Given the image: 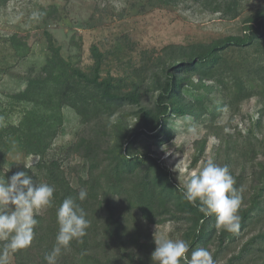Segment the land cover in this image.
Masks as SVG:
<instances>
[{
	"label": "rangeland",
	"instance_id": "obj_1",
	"mask_svg": "<svg viewBox=\"0 0 264 264\" xmlns=\"http://www.w3.org/2000/svg\"><path fill=\"white\" fill-rule=\"evenodd\" d=\"M259 8H264V0H245L239 15L230 17L192 2L154 7L151 0H0V130L20 127L31 137L26 145L17 136L4 139L0 168L17 172L33 169L46 152V159L58 162L74 186L79 178H87L88 165L72 148L80 136L87 132L90 137L97 136L100 131L83 125L72 108L60 107L57 96L65 76L58 70L52 77L44 72L51 57L46 31L54 36L63 57L88 74L93 65L91 48L98 46L105 54L103 78H121L123 87H129L131 80H146L166 47L241 35L244 20ZM36 11L43 15L34 20ZM225 63L228 89L218 86L207 97L213 115L198 120L173 117L169 135L143 136L136 148L139 152L151 150L180 187L188 173L202 168L209 159L227 165L235 187L241 190V208L245 210L256 201L257 214L237 232L217 229L213 215L208 229L217 235L210 245L200 244L194 250L207 248L215 264H264V195L257 197L260 164H264V126H255L264 111V41L228 50ZM238 77L254 92L252 98L240 103L233 99ZM30 85L35 87L34 93L26 98ZM187 100L193 101L191 95ZM124 112L131 114L133 108ZM128 123L135 125L133 116ZM102 124L108 122L99 126ZM190 127H195V134L188 132ZM163 145L171 155H165ZM3 159L6 166H2ZM187 228L185 220L143 224L153 243L157 229L175 240L183 239ZM10 264H16L13 254Z\"/></svg>",
	"mask_w": 264,
	"mask_h": 264
},
{
	"label": "trees",
	"instance_id": "obj_2",
	"mask_svg": "<svg viewBox=\"0 0 264 264\" xmlns=\"http://www.w3.org/2000/svg\"><path fill=\"white\" fill-rule=\"evenodd\" d=\"M182 2L237 17L245 0H151V5L177 6ZM244 24L241 35L226 36L210 43L166 47L149 69L146 80H131L129 87H123L121 78H103L105 54L98 46L91 48L93 65L88 74L67 61L54 36L45 32L51 57L44 72L52 77L58 70L65 76L57 96L60 107L72 108L83 125L100 132L91 137L85 133L72 148L88 165L87 178H79L76 186L58 162L46 159V152L33 169L24 170L34 182L54 187V206L36 215L34 240L30 247L13 254L16 264H46L44 257L51 252L58 231L56 209L65 198L77 197L82 189L87 191V198L77 202L90 222L87 234L82 242L72 241L70 250L59 257L58 264H153L151 254L156 245L150 241L143 224L170 220H185L188 224L183 240L190 243L189 251L200 244L212 243L217 232L208 229V225L213 224L214 216L200 212L199 202L194 206L185 201L182 187L155 154L151 150L139 152L136 146L143 136L169 135L173 117L191 116L198 120L213 115L207 97L218 86L228 89L223 75L225 54L230 49L251 47L259 40L264 41V8L248 16ZM234 82L233 99L237 103L253 97V89H246L242 78ZM34 88L30 85L24 97L32 95ZM189 95L193 101L187 100ZM129 107L133 108L131 114L124 112ZM113 116L116 123L110 127L109 118ZM130 116L135 119L134 126L128 123ZM105 120L108 124L100 127L99 123ZM255 126L263 128L264 111ZM12 136H17L22 145L28 144L31 138L20 127H9L0 130V144ZM261 145L264 148V137ZM2 166H6L5 159ZM260 167L257 197L264 195V164ZM15 173L17 170L12 168H0V180L10 179ZM256 203L246 205L245 210L240 207L239 229L257 214ZM187 255L190 257L189 252Z\"/></svg>",
	"mask_w": 264,
	"mask_h": 264
},
{
	"label": "clouds",
	"instance_id": "obj_3",
	"mask_svg": "<svg viewBox=\"0 0 264 264\" xmlns=\"http://www.w3.org/2000/svg\"><path fill=\"white\" fill-rule=\"evenodd\" d=\"M42 15L39 11L33 12L32 19H39ZM114 123L115 116L109 118V126ZM188 132L195 134V127H190ZM162 150L166 156L172 154L167 145H163ZM24 165L29 168V165ZM235 183L227 165L220 166L209 159L202 168L184 177L181 194L194 206L199 202V211L204 215H215L217 229L237 232L242 194ZM54 192L53 186L34 182L24 171L15 173L10 179L0 180V242H3L0 244V264H10L12 254L31 246L38 223L36 214L54 206ZM86 198L87 191L82 189L77 197L65 198L56 209L58 231L51 252L44 257L46 264H58L59 257L70 250L72 241L82 242L86 236L90 222L84 208L77 202ZM154 243L153 264H215L207 248H198L189 257L188 241L171 239L158 229L154 232Z\"/></svg>",
	"mask_w": 264,
	"mask_h": 264
}]
</instances>
